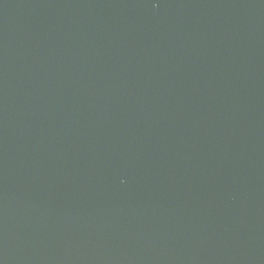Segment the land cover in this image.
I'll list each match as a JSON object with an SVG mask.
<instances>
[{
  "label": "water",
  "instance_id": "95a60500",
  "mask_svg": "<svg viewBox=\"0 0 264 264\" xmlns=\"http://www.w3.org/2000/svg\"><path fill=\"white\" fill-rule=\"evenodd\" d=\"M0 264H264V0H0Z\"/></svg>",
  "mask_w": 264,
  "mask_h": 264
}]
</instances>
